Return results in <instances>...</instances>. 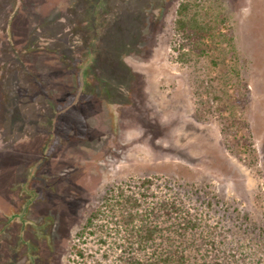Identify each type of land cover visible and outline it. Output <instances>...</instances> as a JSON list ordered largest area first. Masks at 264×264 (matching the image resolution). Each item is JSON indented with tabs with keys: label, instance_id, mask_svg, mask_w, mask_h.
<instances>
[{
	"label": "rangeland",
	"instance_id": "obj_1",
	"mask_svg": "<svg viewBox=\"0 0 264 264\" xmlns=\"http://www.w3.org/2000/svg\"><path fill=\"white\" fill-rule=\"evenodd\" d=\"M181 1L126 0L135 10L122 14L124 0H0V264H118L113 246L79 232L108 187L144 177L213 191L215 217L232 238L259 240L252 258L264 264V0H221L239 52L229 90L241 92L236 133H225L228 110L200 101L192 67L177 59ZM120 19L131 69L122 89L92 74L82 84L59 42L33 43L71 25L79 47L84 39L96 51Z\"/></svg>",
	"mask_w": 264,
	"mask_h": 264
},
{
	"label": "trees",
	"instance_id": "obj_2",
	"mask_svg": "<svg viewBox=\"0 0 264 264\" xmlns=\"http://www.w3.org/2000/svg\"><path fill=\"white\" fill-rule=\"evenodd\" d=\"M124 1L120 9L122 14L135 10L133 7L125 8ZM64 20L71 22L68 18ZM120 20L115 22L118 25L101 32L103 43L96 51L84 39L79 47V31L72 29L71 25V29L52 32V35L48 29L49 33L46 32L51 39L36 36L33 43L52 49L49 42H59L63 57L82 84L87 82L90 85L86 79L92 74L107 86L109 83V88L117 80L122 89L130 82L131 69L123 60L124 51L130 47L124 34L128 22ZM230 20L221 0H182L176 10L173 49L179 61L192 67L200 101H208L204 95H209L213 102L220 101L219 110L224 108L229 112L228 116L222 117L225 122L223 130L226 133L232 129L236 133L239 131L238 112L242 109V99L237 85L233 89L234 94L229 96L231 76L240 75L237 69L239 52L234 43L233 27L228 24ZM225 24L229 27L228 31L222 30ZM223 67L225 70L220 71ZM28 68L25 67V71L34 74ZM109 88L107 93L113 95V90ZM84 91H80L72 105L85 94ZM65 109H58L51 118V134L56 135L59 114ZM193 190L189 193L185 187L175 188L168 180L153 177L130 178L114 183L88 215L79 232V239L85 240L87 234H95L102 245H108V249L113 246L114 251L117 250L118 264H262L261 259L252 258V254L262 251L259 240L232 238L224 215L215 217L214 192ZM245 248L246 251L252 249V253L245 252ZM76 252L84 256L81 245L77 244ZM112 263L116 264L114 260Z\"/></svg>",
	"mask_w": 264,
	"mask_h": 264
}]
</instances>
